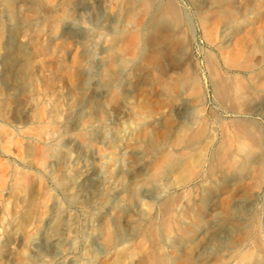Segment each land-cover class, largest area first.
<instances>
[{
    "label": "rangeland",
    "instance_id": "374dc122",
    "mask_svg": "<svg viewBox=\"0 0 264 264\" xmlns=\"http://www.w3.org/2000/svg\"><path fill=\"white\" fill-rule=\"evenodd\" d=\"M129 1L109 2L105 17L113 18L115 23L100 74L92 76V57L102 45L95 25H98V5L79 13L73 8L77 0H0V48L6 40V23L13 20L17 25L13 31L17 47L0 52V189L6 190L0 191V264H38L35 247L45 239L52 201H60L59 210L72 203L66 193L56 188L57 182L65 186L72 176L63 175L62 163L50 168L48 159L49 156L63 159L49 143L51 131L56 129L54 125L60 127L49 119V114L56 116L65 107V91L74 96V101H84L89 111L98 113L103 108L113 113L125 106L126 99L122 96L125 84L134 86L132 100H135L125 106L128 136L119 140L121 148L105 152L93 141L94 133H76L79 141L83 139L92 150L94 167L102 177L93 203L98 199L100 202L95 203L103 204L107 192L125 181L123 173L130 157L147 158L154 153L153 158H148L145 179L131 192L158 189L160 193L152 204L154 207L143 204L137 207L138 223L131 230L141 231L143 241L140 238L124 254L101 255L94 261L82 235L74 242L66 236L65 242L74 243L77 264H121L130 252L133 261L141 257L142 261L137 262L145 264H187L185 259L175 261L162 240L173 226L167 219L170 207L182 196L181 190L173 187L175 180H165V173L172 165L181 168L178 178L189 189L194 188L205 177L217 173L233 151L238 121L260 124L264 137V116L246 113V95L264 86V0H134L136 6ZM171 8L178 9L180 17ZM78 17L83 19L80 34L84 36V47L76 53L71 47L73 40L62 29L66 21ZM227 35L231 41L225 44ZM113 59L117 60L113 66V87L107 91L106 99L95 105L87 81L104 86V75L111 71ZM12 63L17 65L11 66ZM10 67L12 73L7 72ZM217 76L228 82L236 97L232 96L230 103L224 104L217 98L214 88ZM7 87L14 90L9 93ZM182 91L186 92L187 104L180 119L177 106L182 105ZM29 106L35 107L28 113ZM64 119L71 124L76 116L67 113ZM69 124L65 130L71 128ZM119 129L117 126L109 131L108 138L113 139ZM166 142L172 147L161 149ZM195 164L204 167L203 174L195 173ZM128 203L122 200L119 205ZM227 203L220 202L224 210ZM76 214L79 217L75 211L73 215ZM79 218V230L85 229L88 222L81 215ZM109 226H103L99 233V250L104 254L113 246V229ZM15 232L19 234L17 240H13ZM135 247L138 253L132 252Z\"/></svg>",
    "mask_w": 264,
    "mask_h": 264
},
{
    "label": "bare ground",
    "instance_id": "6f19581e",
    "mask_svg": "<svg viewBox=\"0 0 264 264\" xmlns=\"http://www.w3.org/2000/svg\"><path fill=\"white\" fill-rule=\"evenodd\" d=\"M110 1L112 0H77V3L74 4L73 7L76 12L81 13L86 11L88 7L93 4L98 5L97 7L99 10L96 15L98 25H95L99 30L98 36L101 38V40L98 41H101L102 45L99 49H95V52L96 50L98 51L96 53L93 52L95 54L93 57L91 56L93 58V70L91 72L92 76H95L96 73L97 75L100 74L105 58L104 56L106 53V47L109 42V36L112 32L113 24L115 23L113 18L105 17V13ZM129 4L136 6V1L130 0ZM171 11H173L174 15L180 17V12L178 9L171 8ZM82 20L78 17L75 20L66 21L62 29L64 35H67L71 40H73L71 47L74 50L72 51L76 53H79L78 51L80 50V47L84 44L82 43L84 36L80 34ZM162 24L163 22L161 25ZM16 26L17 25L13 22V20L6 23V29L4 31L6 33V40H4L3 45L0 48V52L3 51L4 53L9 48L16 46L17 39L15 35H13V31L16 29ZM230 41L231 38L229 35L225 36L224 43L228 44ZM112 61L114 62L111 64V71H107L106 75H104V86H101L97 82L90 83L89 79V81H87V83H89L88 86H90L89 88L92 91L91 99L95 102V105L96 103L99 104L104 101L107 97V91L113 87L112 77L115 74H113V66L117 64V60L113 59ZM16 65H13L12 63L11 66ZM136 70H138V68ZM7 72L12 73L13 68L10 67ZM173 73H176V71H173ZM6 85L7 84H5V86ZM133 87L134 86H131L130 83L125 84L123 91L124 95L122 96H124L127 101L124 103L126 107L127 104L129 105L135 100H132L135 91ZM214 88L217 98L224 104L230 103L231 98L235 97V95H232V90L228 82L222 78H218V76L215 78ZM13 90V88L7 87V91L9 93ZM69 90L71 91V89ZM181 93L182 105L177 106V114L180 119L182 117V111L187 104V99L184 97V93L186 92L182 91ZM247 95V115L251 113L257 116H264V86L258 87L253 91V93L250 92V94L248 96ZM64 97L66 98V103L64 105L65 107L59 111L58 115L55 116L53 114H49V119L60 126L57 128L54 125L56 129L51 131L49 143L51 148H53L54 153L60 152L63 155V159L59 160L58 158L50 156L49 157L51 159L49 157L48 159L50 160V168L62 163L63 175L66 177L70 175L72 176V178L67 181L68 183L65 182V186L61 185L59 182L56 184V188L66 193L68 198L72 200V203L69 204L68 208H61V210H59L60 201H52L53 211L50 216L48 215L49 217L45 223V239L43 242L39 243L37 247H35L37 248V253H35L34 256L37 254L36 260L38 264H54L56 262L61 264H77L76 262H78V257L77 251L73 247L74 243L65 242L66 236L71 237L73 239L72 241L74 242L77 237L82 235V240L85 242L86 247L91 248V260L97 259L101 255L102 257L103 255L104 257H107V255H112L119 252H123L122 254H124V252H127L129 248L131 249V246L140 240L143 235L140 234L141 231L137 232L131 230L135 223H138L136 215L137 207L143 204L149 208H152L154 207L152 204L156 202L155 200H157L160 196L158 189H152L149 192L143 193L141 191L143 189L140 188L141 190L138 191L139 193L131 192L133 188L138 187V184L145 179L144 177L147 174L148 162L150 160H148V158H153L155 156L154 153L151 155V157L147 158L138 157L133 159L130 157L127 161V169L125 172L123 171L124 173L122 172L125 176V181H123V183L121 182L120 185L118 184L119 186L111 188L107 192V194L104 196V199L102 198L105 200L103 204H96L95 202L98 199L93 203L95 195L99 192L98 189L101 186L100 184L102 182V177L94 167L92 161V150H89L86 142L82 141L83 139L79 141L78 137L76 136L78 134L76 133H94L93 141L99 148L105 152H108L112 148V150L115 152L121 148V146H119V140L128 136V109L124 106L120 107L118 111L114 110L113 113H110L105 112L103 108H101L98 112L100 115L97 116L98 113L86 109V103L84 101H74V96L70 95L66 91L64 92ZM34 107L35 106H29L28 113L32 111ZM67 113L68 115L70 114V116H76V119L73 120L71 124L67 123V121L64 119V116ZM14 121L17 124L21 123L19 120ZM66 124L71 126L69 130H65ZM116 125L119 126L120 129L113 139H109L110 137L108 138V132L116 129ZM259 125L250 121H238L235 124L237 131V144H235L236 146L234 145L235 147L233 151L229 153L226 159L224 158L225 160L223 159L224 162H222L221 166L217 168V173L205 177L200 181L199 184L196 186L194 185V188L192 187L189 189V185H187L185 181L183 182L180 178H178V175L181 173V168H177L172 165L165 173V180L169 181L170 178L175 180L173 187L175 189L181 190L182 192V196L171 205L169 213L167 214L169 215V218L167 219H170L169 223L171 221L173 226H171L170 230L167 232V236L162 237L164 246L171 250V254L174 255L175 261L185 259L187 264H264V137L262 136ZM170 146L169 142H166L162 144L161 149H169ZM192 163L193 162L190 164L193 165L195 162L193 164ZM193 168L196 174L201 175L204 173L203 166H198L195 164ZM162 185L164 186L165 184ZM0 191L4 193L6 191L5 187H2ZM146 199H148V202L145 201ZM122 200H125L129 203L120 207L121 204L119 205V202ZM222 200L228 201L225 210L220 205ZM91 202L93 204H91ZM98 202H100V200L97 201V203ZM75 211L79 214V217L81 215L88 222L85 229L79 230V220H77L79 217L77 214L76 217L73 215ZM80 225L81 227L83 226L81 223ZM106 225H110L113 229V235H111V242L113 246L109 252L107 251L108 253L106 252V254H104L99 250L98 240L102 227H106ZM80 231L82 232L80 233ZM18 235L19 234L15 232V238H13V240H17ZM140 241L142 242L143 238ZM233 241H235V245L232 247L231 244ZM136 245L138 246L139 244ZM135 248H133L132 252H137V247ZM143 251H145V249ZM151 251H153V249H151ZM123 259L121 264H145L142 262H137L139 259L142 261L141 257L137 261H133L134 259L133 256H131V252L130 255L123 257ZM155 262L156 261L153 263ZM168 264H170V262H168Z\"/></svg>",
    "mask_w": 264,
    "mask_h": 264
}]
</instances>
